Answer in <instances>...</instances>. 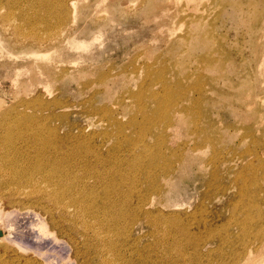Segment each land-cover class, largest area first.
<instances>
[{
  "label": "bare ground",
  "instance_id": "obj_1",
  "mask_svg": "<svg viewBox=\"0 0 264 264\" xmlns=\"http://www.w3.org/2000/svg\"><path fill=\"white\" fill-rule=\"evenodd\" d=\"M76 2L29 3L30 9L57 13L59 20L53 26L43 18H27L29 25H45L51 31L49 37L34 39L26 48L21 45L24 49L19 52L10 50L7 38L0 37V54L34 61H48L55 56L59 64L50 66L41 61V71L58 82L67 80L68 68L88 60L99 41L94 35L80 37L74 25L78 19L73 13ZM14 4L17 3L0 0V9L9 10ZM162 9L167 13L166 6ZM162 18L165 27L166 14ZM9 20L1 16V30L10 27ZM258 64L264 66V57ZM151 67L146 66V79L136 92L129 91L114 103L124 110L131 108L126 123L119 119L120 113L114 107L106 106L94 109L98 120L88 121L83 126H56L45 122V117L25 112L18 119L10 118L8 112L2 114L0 218H7L10 245H0V264H247L249 259L255 258L264 264V252L263 256L260 254L264 201L253 189L258 182L248 190L250 182L247 184L245 178L247 171L263 170L264 163L260 167L251 164L248 170L247 165H240L234 180L239 201L231 205L233 210L242 208L244 211L239 221L240 234L230 240L224 230L209 227L205 230L208 235L219 233L213 249L207 247L211 238L205 235L198 238L201 225L205 223L204 214H208L206 202L202 201L196 213L190 215L191 221L203 220H198L193 230H190L189 220L183 219L181 214L171 218L161 208L162 197L169 200L175 176L184 172L193 160L196 162L193 153L211 148L214 156L207 164L214 165L220 160L212 143L214 137L205 132L203 139L195 141L192 148L188 144L168 148L167 142L171 145L172 140L168 131L178 133L187 124L185 118L190 115V109L181 104L187 92L200 95L202 89L192 85L189 91V87H181L177 82L172 90L163 76L167 69L160 67L152 74ZM119 77L115 75L116 79ZM41 78L45 80L43 75ZM115 78L112 76L111 80ZM126 99L131 105H125ZM67 117L66 113L61 116L62 119ZM194 120L191 119V125ZM114 132L118 149H102L105 147L98 143V138L105 140L109 135L114 136ZM262 150L251 152L257 163L264 159ZM231 162L233 160L225 161L228 168ZM242 162L245 163L244 158ZM248 162L246 160L249 165ZM213 169L215 178L216 166ZM214 183L212 179L210 190ZM223 193L204 195L215 199ZM210 200V205L217 201ZM6 238L7 235L0 232V242Z\"/></svg>",
  "mask_w": 264,
  "mask_h": 264
},
{
  "label": "rangeland",
  "instance_id": "obj_2",
  "mask_svg": "<svg viewBox=\"0 0 264 264\" xmlns=\"http://www.w3.org/2000/svg\"><path fill=\"white\" fill-rule=\"evenodd\" d=\"M11 1L17 3L11 6L12 11L4 7L0 9V20L1 16L10 19V27L0 29V37L7 38L6 44L10 50L19 52L34 39L45 40L49 37L51 31L45 25L35 23L37 25L32 26L27 24L26 19L43 18L45 23L55 26L59 20L57 13L36 11L28 6L29 3H41L43 0ZM168 2L77 0L73 13L78 16L74 27L80 31L82 36H79L92 38L94 35L99 38L88 60L76 62V67L71 65L68 68L69 78L58 82L41 71V61L50 66L59 64L55 56L50 57L48 62L0 54V118L8 112L10 118L18 119L25 112L26 115L45 117V122L56 126H83L88 121L94 123L98 120L94 109L106 106L114 107L120 113L119 119L126 123L131 116V108L124 110L114 103L125 97V93L138 90L146 79L147 65H152V74L157 68L165 67L167 73L163 76L172 90L177 87V82L182 84H179L181 87H189V91H192V85L200 87V95L187 92L186 99L181 103L190 109V115L185 118L187 124L178 133L168 131L172 140L171 145L167 142V146L177 149L188 144L192 148L195 141L203 139L205 132L215 138L212 143L220 161L214 165L207 164L214 156L211 148L193 153L196 162L193 160L184 172L175 176L169 200L162 197L161 208L171 218L181 214L183 219L189 220L190 230H193L196 222L202 219L191 221L190 215L196 213L202 201L206 202L208 214H204L205 223L201 225L203 228L198 238H204V235L211 238L207 247L213 249L219 233L216 231L208 235L205 230L209 227L224 230L230 240L240 234L239 221L244 211L242 208L231 209V205L239 201L234 180L240 165H247L248 170L251 164L260 167L264 163V159L257 163L251 154L253 149H263L260 152H264V66L258 64L264 57V0ZM165 6L167 13L162 9ZM165 14L167 26L163 27L161 19ZM136 69L137 73L134 72ZM42 75L45 80L41 78ZM115 75L120 77L116 79ZM112 76L115 79L111 80ZM125 101V105H131L129 99ZM65 113L68 117L62 119ZM192 118L195 119L193 125ZM192 130L196 131L194 135ZM125 133L130 131L125 130ZM116 135L114 132V136L109 135L105 140L98 138V143L105 147L102 149L113 147L117 150L114 144ZM243 158L245 163H241ZM228 159L233 160L231 168L225 164ZM213 166H216L215 178L212 175ZM245 178L247 184L250 182L248 190L250 185L258 182L253 189L264 201V169L247 171ZM212 179H215V183L211 185L213 190H210ZM223 191L215 199L214 196L206 198L204 195H218ZM210 198L212 201L220 199L210 205ZM261 216L264 222V205ZM0 219V232L7 235L0 245H10L7 218L4 216ZM261 230L263 248L260 254L263 256L264 225ZM247 264L261 263L255 258L249 259Z\"/></svg>",
  "mask_w": 264,
  "mask_h": 264
}]
</instances>
